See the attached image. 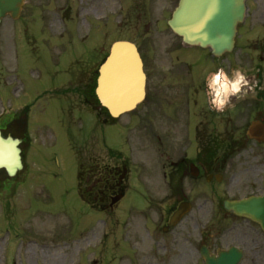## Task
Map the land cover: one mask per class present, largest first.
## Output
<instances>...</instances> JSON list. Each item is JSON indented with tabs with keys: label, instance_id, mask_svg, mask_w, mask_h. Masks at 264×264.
<instances>
[{
	"label": "flooded vegetation",
	"instance_id": "af4514ba",
	"mask_svg": "<svg viewBox=\"0 0 264 264\" xmlns=\"http://www.w3.org/2000/svg\"><path fill=\"white\" fill-rule=\"evenodd\" d=\"M77 1L83 4L79 10L77 6L73 7ZM88 1L24 0L19 18L21 32H40L44 43L53 40L57 48L65 45L62 43H70L69 60L64 63L70 68L81 64L79 74L73 73L60 87L61 94L70 101V111L75 110L77 98H80L103 122L109 120V110L99 102L96 90L100 66L110 51L107 32H160L159 36L164 39L162 44L155 45L151 40L147 45L138 46L147 75L145 99L135 109L122 115L131 118L124 125L136 133H150L155 168H159L160 174L159 163L162 161L163 169L168 165V169L162 171L168 180V190L172 196L181 198L189 196L184 188L186 183L191 181L201 186L207 179L217 180L216 176L231 168L240 150L248 146L250 157L244 162L247 164L244 168V187L247 197L261 198L258 208L262 211V218L257 220L250 213L241 219L226 211L220 219L232 216L241 220L216 232L224 239L223 247L238 244L237 247L247 254L250 264H264V141L246 134L254 121L264 123V0H247L245 19L238 25L232 50L218 57L210 49L184 43L168 27L166 15L173 10L170 0H164L168 3L161 6V10L165 11L163 14L158 11L161 0L142 2L140 13L146 17L143 27L134 24L132 28L120 30L110 29L108 19L103 15L107 10L105 0H101V9L91 6ZM85 12L89 16L83 20L94 22V29L86 30L80 25L78 14ZM8 18L16 21L10 15ZM147 19H150L149 24ZM152 22L155 28H151ZM77 32H101L100 48L78 50L72 44ZM29 36L26 35L27 41ZM217 67L229 71L240 68L249 80L246 94L242 92L240 98L233 96L231 103L234 107L223 112L210 109L206 97V74ZM0 128L5 134L18 136L25 131V123L11 116L3 119ZM120 167L118 163L111 165L96 159L95 165L88 166L81 175L85 183L79 185L76 182V189L78 186L87 194L92 207L101 213L114 212L116 205H111L109 201L113 195L124 190L122 179L127 169L126 166ZM176 207L172 205L158 211L155 206L149 205L124 207L120 211L125 220L124 226L115 244H119L117 240L125 241L128 251L135 246L134 264H168L173 256L183 260L188 259L190 254L205 264L201 250L207 247L217 253L220 249L217 238L205 235L211 227L202 225L201 229L198 218H194V228L187 223L179 229L181 222L169 227V218ZM192 231H197V238ZM103 240L102 245L106 242ZM73 252L69 247L66 254L72 255ZM103 254L101 249L100 255Z\"/></svg>",
	"mask_w": 264,
	"mask_h": 264
},
{
	"label": "rangeland",
	"instance_id": "374dc122",
	"mask_svg": "<svg viewBox=\"0 0 264 264\" xmlns=\"http://www.w3.org/2000/svg\"><path fill=\"white\" fill-rule=\"evenodd\" d=\"M123 1L127 4L124 13H119L123 4L118 0H105L104 2L107 10L103 12V15L107 16L110 29H129L134 24L143 27L146 19L145 15L140 13L143 0ZM88 3L101 9L103 2L89 0ZM167 3L164 0L159 3L160 14L165 13L161 10V6ZM124 14H130L131 17L126 19ZM85 15L89 16L86 12ZM135 20L137 22H134ZM149 20L147 19V24ZM11 26L12 22L8 19L0 25V112L2 107L3 110L7 109L10 112L30 106L28 127L32 143L27 149L28 163L24 170L16 178L11 179L9 189L0 190V264L69 263L75 249L72 255H67L63 250L52 249L49 253L48 247L40 249L33 245L36 250L33 252L31 248L26 249L27 242L20 247V239H15L14 242H8L3 250L4 241L1 237H8L7 234L5 235V226H11L14 228L13 233L26 231L28 235L43 236L49 238L48 240L55 236L64 241L79 240L86 236L84 241L98 242L95 237L102 236L105 228V224L99 223L105 218L101 213L91 209L76 192V161L70 146L72 134L76 136L72 135V141L78 147V156L85 164L92 162L91 158L94 156L104 162H114L111 159L114 155L117 158H123L114 149L124 152L126 159L121 161V165L125 161L128 162L130 177L124 182L128 184V196L121 202L122 206L149 205L155 206L156 211L165 210L174 205L179 200V196L166 195L167 191L162 190L164 186L160 181L159 168H155L154 148L149 132H144L143 137L142 134H138L136 144L127 141L126 131L121 124L124 125L131 118L123 116L120 120L121 124L104 126L99 123L98 129L94 130L89 138V130L95 119L94 115L87 111L88 108L84 101L79 99L76 109L70 115L69 100L58 97L61 92L55 93L57 97H54L52 90L61 84L64 77L63 63L69 58L70 44L66 43L67 52L62 53L61 48L58 50L53 46V41L48 47V44L43 42L40 32H35V39L31 44L34 46L26 49L24 46L25 32H9ZM83 26L86 30H91L96 24L86 22ZM151 28H155L153 22ZM160 34V32H109L107 38L109 44L116 39L132 38L141 45H147L151 40L153 44L160 45L164 42ZM101 39V32H77L72 44L81 51L87 47L91 49V40H98L100 45ZM129 134L132 138L133 134ZM98 137L99 140H97ZM170 142L173 143L172 138ZM105 147L113 148L114 151L107 148L105 150ZM247 147L240 150V155L237 156L233 166L224 172L221 182H205L201 186L191 181L185 184L184 188L188 190L187 194L193 202L194 209L183 219L179 229L181 225L187 223L194 228V218H198L201 229L202 225L212 224L206 234L213 239L217 238V246L224 244V239L221 235H217L216 230L222 225L225 227L226 223L231 225V222L236 219L230 216L224 221L219 219V213L221 215L223 213L219 210V203L226 198L245 195L243 182L246 177L244 168L247 164L244 162L250 157V149ZM165 149H167L166 146ZM140 183L144 191L137 186ZM111 217V221L116 222L115 217L119 216L114 211L111 212ZM93 229L95 230L87 235ZM128 231L130 236H133L130 230ZM196 232L193 234L197 238ZM115 236L121 237V231L113 234V240ZM48 240L47 243L50 242ZM113 240L110 241L109 249L112 252L108 255L107 262H104L103 256L96 264H134V259L126 256L127 252L125 257L118 260L119 253H115ZM84 241L79 244V250L75 247L79 255L77 259L79 264H88L86 259L80 258L82 254L80 248ZM126 243H131V241H126ZM133 249L128 251L132 256L136 251ZM113 259L116 260L112 262ZM187 262L188 264H203L202 260H199L197 256L193 258L191 254L188 259L183 260L173 256L168 264H187ZM241 264H250L246 253Z\"/></svg>",
	"mask_w": 264,
	"mask_h": 264
},
{
	"label": "water",
	"instance_id": "95a60500",
	"mask_svg": "<svg viewBox=\"0 0 264 264\" xmlns=\"http://www.w3.org/2000/svg\"><path fill=\"white\" fill-rule=\"evenodd\" d=\"M22 0H0V19L8 12L16 15ZM245 0H180L170 25L186 42L211 46L215 54L233 45L236 25L244 17ZM99 84L101 102L113 116L134 107L143 96L145 75L135 45L118 41L102 68ZM20 141L0 131V168L10 175L22 167ZM248 199L228 201L226 206L238 214L248 213ZM241 252L231 249L219 257H208V264H238Z\"/></svg>",
	"mask_w": 264,
	"mask_h": 264
},
{
	"label": "clouds",
	"instance_id": "9594fccd",
	"mask_svg": "<svg viewBox=\"0 0 264 264\" xmlns=\"http://www.w3.org/2000/svg\"><path fill=\"white\" fill-rule=\"evenodd\" d=\"M206 97L210 109L223 112L226 108L234 107L231 98H240L242 92L246 94L249 80L246 72L240 68L226 70L217 67L215 71H209L205 77Z\"/></svg>",
	"mask_w": 264,
	"mask_h": 264
}]
</instances>
